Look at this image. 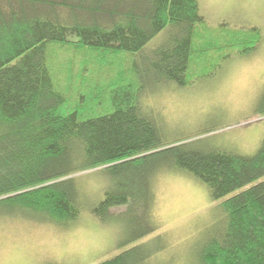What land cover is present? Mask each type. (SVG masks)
<instances>
[{
  "label": "trees",
  "instance_id": "1",
  "mask_svg": "<svg viewBox=\"0 0 264 264\" xmlns=\"http://www.w3.org/2000/svg\"><path fill=\"white\" fill-rule=\"evenodd\" d=\"M207 29L197 0H0V205L73 221L88 200L76 175L102 169L110 183L92 211L136 226L157 178L185 171L213 201L243 189L219 204L198 263L264 264V138L251 156L212 136L166 139L142 105L155 85L188 86L194 69L213 63L221 47L205 43ZM223 38L227 53L245 54L262 37L231 29ZM122 55L124 68L108 61ZM256 113L264 118V91ZM143 223L137 237L153 230L148 215ZM152 255L143 244L100 264H152Z\"/></svg>",
  "mask_w": 264,
  "mask_h": 264
},
{
  "label": "rangeland",
  "instance_id": "2",
  "mask_svg": "<svg viewBox=\"0 0 264 264\" xmlns=\"http://www.w3.org/2000/svg\"><path fill=\"white\" fill-rule=\"evenodd\" d=\"M197 1L199 14L208 28L205 43L215 41L221 52L212 53L210 65L192 71L188 86L157 84L144 96L142 105L155 114L166 139L212 136L221 148L244 156L254 155L264 138V118L256 113L264 91V77L260 75L264 59V0ZM231 29L247 32L257 29L262 38L250 52L239 53L240 46L228 49L227 53L223 37ZM161 38L162 34L156 36L148 47L159 44ZM63 50L64 59H68L69 51ZM225 53L229 57L223 59ZM128 59L122 55L108 61L116 68L120 65L124 68ZM83 74L85 77L87 72ZM101 170L76 175L88 200L73 221L58 223L42 213L0 205V229L5 236L3 261L100 264L128 248L146 244L153 250L152 264H199L201 246L219 227L222 217L219 204L243 190L213 201L206 186L191 174L167 171L156 180L152 210L146 215L141 212L136 226L121 223L122 220L104 223L92 211L110 183ZM123 210L115 209L113 214ZM123 215L127 221L130 219L128 212ZM147 215L153 230L137 237Z\"/></svg>",
  "mask_w": 264,
  "mask_h": 264
},
{
  "label": "snow or ice",
  "instance_id": "3",
  "mask_svg": "<svg viewBox=\"0 0 264 264\" xmlns=\"http://www.w3.org/2000/svg\"><path fill=\"white\" fill-rule=\"evenodd\" d=\"M232 2H239V0H232ZM260 75L264 77V59L261 60ZM5 248V236L0 229V264H31V261L27 259H17L13 261H3V252Z\"/></svg>",
  "mask_w": 264,
  "mask_h": 264
}]
</instances>
